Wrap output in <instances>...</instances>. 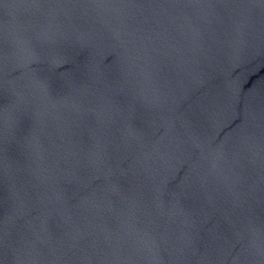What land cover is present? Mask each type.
Returning a JSON list of instances; mask_svg holds the SVG:
<instances>
[{
	"label": "water",
	"instance_id": "1",
	"mask_svg": "<svg viewBox=\"0 0 264 264\" xmlns=\"http://www.w3.org/2000/svg\"><path fill=\"white\" fill-rule=\"evenodd\" d=\"M0 264H264V0H0Z\"/></svg>",
	"mask_w": 264,
	"mask_h": 264
}]
</instances>
